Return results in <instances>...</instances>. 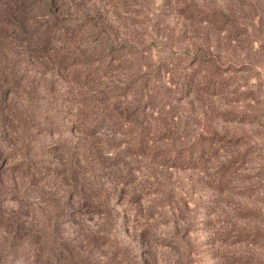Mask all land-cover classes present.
<instances>
[{"label": "rangeland", "instance_id": "374dc122", "mask_svg": "<svg viewBox=\"0 0 264 264\" xmlns=\"http://www.w3.org/2000/svg\"><path fill=\"white\" fill-rule=\"evenodd\" d=\"M0 264H264V0H0Z\"/></svg>", "mask_w": 264, "mask_h": 264}, {"label": "trees", "instance_id": "16d2710c", "mask_svg": "<svg viewBox=\"0 0 264 264\" xmlns=\"http://www.w3.org/2000/svg\"><path fill=\"white\" fill-rule=\"evenodd\" d=\"M51 6H52L51 3L49 2L43 3V7H45V9L47 10V14H46L48 16L47 22L49 21L50 24L56 21L55 16L50 13ZM48 25H47L48 28L44 29L42 33L38 36L37 43L39 44L40 47L45 46L49 41L48 38L50 37V26Z\"/></svg>", "mask_w": 264, "mask_h": 264}]
</instances>
